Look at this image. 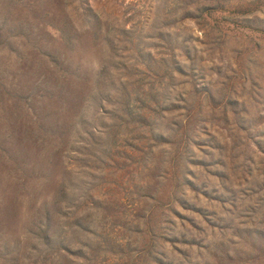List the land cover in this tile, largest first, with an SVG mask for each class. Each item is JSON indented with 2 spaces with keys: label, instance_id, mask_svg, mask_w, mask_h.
<instances>
[{
  "label": "rangeland",
  "instance_id": "obj_1",
  "mask_svg": "<svg viewBox=\"0 0 264 264\" xmlns=\"http://www.w3.org/2000/svg\"><path fill=\"white\" fill-rule=\"evenodd\" d=\"M0 264H264V0H0Z\"/></svg>",
  "mask_w": 264,
  "mask_h": 264
},
{
  "label": "trees",
  "instance_id": "obj_2",
  "mask_svg": "<svg viewBox=\"0 0 264 264\" xmlns=\"http://www.w3.org/2000/svg\"><path fill=\"white\" fill-rule=\"evenodd\" d=\"M165 76H167L169 74V76L171 77V73L170 71H164ZM164 74H158V80L164 75ZM155 81V80H154ZM152 87V86H151ZM152 88L148 90L147 93H145V96L143 98V109L147 111H151L154 112L156 111V109H161L163 111H171L174 110L176 108L179 107V103H171V105H163V103H161V101H155L157 99L156 95H158V93H152ZM130 103L129 101L126 102V110L131 112L133 110V108L131 106H129ZM162 111V112H163ZM184 130L187 131V127H184ZM157 136V135H156ZM155 139H161V141H165L163 135H158L157 137H154ZM186 178V177H185Z\"/></svg>",
  "mask_w": 264,
  "mask_h": 264
}]
</instances>
